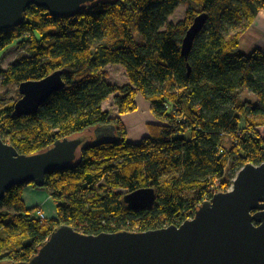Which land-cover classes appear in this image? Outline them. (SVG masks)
I'll use <instances>...</instances> for the list:
<instances>
[{
    "label": "trees",
    "instance_id": "trees-1",
    "mask_svg": "<svg viewBox=\"0 0 264 264\" xmlns=\"http://www.w3.org/2000/svg\"><path fill=\"white\" fill-rule=\"evenodd\" d=\"M182 2L192 7L174 24L170 18ZM260 11L264 0H101L74 18L58 19L31 6L23 25L0 32V52L13 44L28 51L0 68L4 86L61 70L65 82L35 116L16 117L18 101L0 104L5 143L32 155L93 128L115 130L109 143L87 144L76 168L46 175L38 189L52 198L55 219L27 208L24 187L35 185L6 192L0 201V262H26L60 225L88 235L178 226L215 192L229 191L245 165L264 163V50L246 55L240 47ZM203 12L208 21L186 59L182 41ZM116 65L127 74L125 87L107 82L106 68ZM243 90L258 103L244 99ZM113 95L116 117L103 108ZM139 95L158 124L133 143L121 117L138 110ZM146 186L156 190L154 206L132 210L121 190Z\"/></svg>",
    "mask_w": 264,
    "mask_h": 264
},
{
    "label": "water",
    "instance_id": "water-1",
    "mask_svg": "<svg viewBox=\"0 0 264 264\" xmlns=\"http://www.w3.org/2000/svg\"><path fill=\"white\" fill-rule=\"evenodd\" d=\"M101 0H0V32L24 24L26 10L39 7L55 18L77 17ZM208 15H197L182 41L187 59ZM63 71L40 81L19 84L21 95L14 105L16 117L37 115L41 106L65 88ZM115 130L102 126L86 134L59 139L32 155L19 154L0 135V201L12 187L24 184L43 188L46 175L66 172L79 165L87 144L112 141ZM229 191L202 202L184 223L146 232L119 231L88 235L60 225L40 244L26 262L0 264H264V163L245 165ZM132 210L153 207L157 199L152 186L124 194Z\"/></svg>",
    "mask_w": 264,
    "mask_h": 264
},
{
    "label": "rangeland",
    "instance_id": "rangeland-1",
    "mask_svg": "<svg viewBox=\"0 0 264 264\" xmlns=\"http://www.w3.org/2000/svg\"><path fill=\"white\" fill-rule=\"evenodd\" d=\"M191 7H192V4H189L186 2L180 3L179 8L171 16L170 21L174 24H178L181 21L185 20L187 17L186 13L188 12L189 9H191ZM27 55H28V51H27L26 47L20 48L16 44H13L8 49H6L4 52H0V68L3 70H6L10 64L17 62V60H19L20 58L27 56ZM106 70H107V75H108L107 82H109L113 85H116V86L118 85L119 87H125L128 85L129 79L127 77V74L125 73V70L121 66H119V65L108 66L106 68ZM2 81H3V79L0 78V104L1 105H8L14 101H18L19 98L21 97V95L19 93L17 85L9 84L7 86H4L2 84ZM117 96L118 95L111 96L103 104L104 110L110 111L111 115L113 117H116L118 114V109L115 106ZM139 96H142V95H139ZM242 97L244 99H249V100L253 101L255 104L258 103L255 96H253L251 93L249 94V92L246 90L242 91ZM136 100H137V98H136ZM140 104H143V105H141L140 110L126 114V115H123V117H121L123 119L124 123H125V120H126V123L129 122V125L131 126V129L133 130L132 133L135 134V136H139V128L138 127L141 126L142 120H145L144 124L146 125V127L149 131L150 129L148 127L150 125H152L149 120L152 117H154V115L152 113V108H151V113H150L149 106L147 103H145V101H142ZM140 104H139V106H140ZM154 118L156 119V117H154ZM156 121H157V119H156ZM126 123H125V125H126ZM157 124H158V122H157ZM259 131L261 132V134H264V126L259 127ZM128 135H129V129H128ZM179 173H180V171L170 172V173L166 174L165 177L171 178V177L178 175ZM232 176H234L233 173H231V177ZM231 180L234 181L235 179L231 178ZM121 191H123L124 193H128V190H126V189H122ZM43 213L45 214V216H47L44 211H43Z\"/></svg>",
    "mask_w": 264,
    "mask_h": 264
},
{
    "label": "crops",
    "instance_id": "crops-1",
    "mask_svg": "<svg viewBox=\"0 0 264 264\" xmlns=\"http://www.w3.org/2000/svg\"><path fill=\"white\" fill-rule=\"evenodd\" d=\"M258 13L259 14L257 15L256 19L252 23L253 25L247 30L240 40L241 51L246 55L252 53L255 50H264V11H260ZM142 101H145V103L148 104L149 111L151 113V106L143 95L137 97L136 104L138 106V110H140L141 105H143L140 104ZM151 119L149 120L151 124H157L158 121H156L154 117ZM144 123L145 120H142L141 126L138 127L139 136H135V134L132 133L133 130L131 129L129 122L126 123L127 129H129L128 140L130 142L139 143L142 141L143 137H147L149 135V131ZM22 199H24L27 208H37L38 210H42L46 213V217L50 219H55L57 217L56 206L46 190L35 187L33 188L32 186H26L23 190Z\"/></svg>",
    "mask_w": 264,
    "mask_h": 264
},
{
    "label": "built area",
    "instance_id": "built-area-1",
    "mask_svg": "<svg viewBox=\"0 0 264 264\" xmlns=\"http://www.w3.org/2000/svg\"><path fill=\"white\" fill-rule=\"evenodd\" d=\"M216 193H217V192H215L214 194H216ZM40 216H41L42 219H46V218H47V217L45 216V214L43 213V211H41Z\"/></svg>",
    "mask_w": 264,
    "mask_h": 264
}]
</instances>
